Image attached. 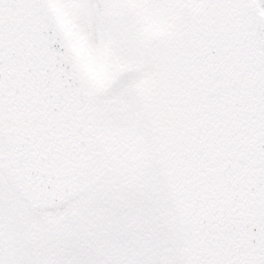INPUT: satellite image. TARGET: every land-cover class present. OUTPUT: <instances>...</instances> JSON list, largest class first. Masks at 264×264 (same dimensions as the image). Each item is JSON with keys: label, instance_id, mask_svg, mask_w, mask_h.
Wrapping results in <instances>:
<instances>
[{"label": "snow or ice", "instance_id": "obj_1", "mask_svg": "<svg viewBox=\"0 0 264 264\" xmlns=\"http://www.w3.org/2000/svg\"><path fill=\"white\" fill-rule=\"evenodd\" d=\"M0 264H264V0H0Z\"/></svg>", "mask_w": 264, "mask_h": 264}]
</instances>
